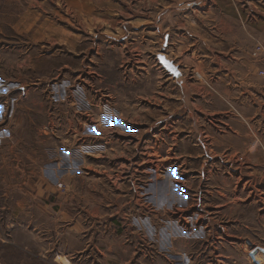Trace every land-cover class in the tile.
<instances>
[{
  "label": "rangeland",
  "instance_id": "rangeland-1",
  "mask_svg": "<svg viewBox=\"0 0 264 264\" xmlns=\"http://www.w3.org/2000/svg\"><path fill=\"white\" fill-rule=\"evenodd\" d=\"M190 1L0 0V264H264V0L196 2L171 82Z\"/></svg>",
  "mask_w": 264,
  "mask_h": 264
},
{
  "label": "crops",
  "instance_id": "crops-1",
  "mask_svg": "<svg viewBox=\"0 0 264 264\" xmlns=\"http://www.w3.org/2000/svg\"><path fill=\"white\" fill-rule=\"evenodd\" d=\"M193 1L194 0H191L190 3L189 2L181 3L180 7L178 9H174L172 7L170 8L171 5L169 4V6H167V8H165V11H163L166 15L165 16L166 18L169 16V14H172V13H175L176 15H182L185 17L184 13H185V11H187L189 14L188 16L190 18L189 22L191 23V26L193 27L192 29H190V31H189V29L186 30L185 25L183 23L179 24L178 21H176L175 23L173 21H171L168 24V26L165 27V29L163 31L161 28L157 27L158 34L163 36L162 37L163 38L162 47L165 48L164 55L169 60V62H172L174 64V66L176 68H178L179 72H181L180 74H182V75H184V74H183L182 70L180 69V66L184 64L183 63V59H184L183 54L184 53L181 52L184 49V48H182L185 45L184 40L188 37L192 38L193 34H197L196 33L197 27L194 24H196L198 22H197V20L193 19L195 17H192L191 14L195 15V11H197V8H194V7H197L196 2L201 1V0H195L194 2ZM182 22H184V21H182ZM187 35H188V37H186ZM191 40H193V39H191ZM190 46L192 47L193 45L191 44ZM161 52H162V50L160 49L159 53H161ZM192 52L194 53V51H192ZM156 55H155V57H158ZM192 55H194V54H192ZM196 61H197V63H199L198 59H196ZM159 65L161 66L160 63H159ZM184 66H186V65H184ZM161 71L169 76L167 79L168 81L171 80V82H178L162 66H161ZM196 75L198 76V78L201 77L198 74H196Z\"/></svg>",
  "mask_w": 264,
  "mask_h": 264
},
{
  "label": "water",
  "instance_id": "water-1",
  "mask_svg": "<svg viewBox=\"0 0 264 264\" xmlns=\"http://www.w3.org/2000/svg\"><path fill=\"white\" fill-rule=\"evenodd\" d=\"M158 61L161 66L177 81L181 79V74L178 68H176L172 62L167 61L162 55L158 56Z\"/></svg>",
  "mask_w": 264,
  "mask_h": 264
},
{
  "label": "bare ground",
  "instance_id": "bare-ground-1",
  "mask_svg": "<svg viewBox=\"0 0 264 264\" xmlns=\"http://www.w3.org/2000/svg\"><path fill=\"white\" fill-rule=\"evenodd\" d=\"M160 55H162L167 61H169L167 58H166V56L164 55V54H162V53H159L158 55H156V56H160ZM158 58V57H157ZM181 73V72H180ZM182 75V74H181ZM183 76V75H182ZM182 80V79H181ZM181 80H179L178 82H180Z\"/></svg>",
  "mask_w": 264,
  "mask_h": 264
}]
</instances>
